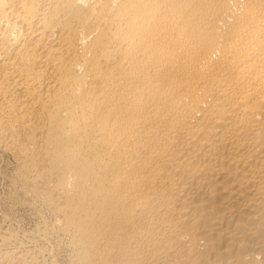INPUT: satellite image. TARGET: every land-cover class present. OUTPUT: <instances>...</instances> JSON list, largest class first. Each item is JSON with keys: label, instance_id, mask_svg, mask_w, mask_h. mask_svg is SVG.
Segmentation results:
<instances>
[{"label": "bare ground", "instance_id": "bare-ground-1", "mask_svg": "<svg viewBox=\"0 0 264 264\" xmlns=\"http://www.w3.org/2000/svg\"><path fill=\"white\" fill-rule=\"evenodd\" d=\"M0 150L70 264H264V0H0Z\"/></svg>", "mask_w": 264, "mask_h": 264}, {"label": "rangeland", "instance_id": "rangeland-1", "mask_svg": "<svg viewBox=\"0 0 264 264\" xmlns=\"http://www.w3.org/2000/svg\"><path fill=\"white\" fill-rule=\"evenodd\" d=\"M21 187L16 161L10 154L0 150V240L11 233L16 235L14 238H18L19 243L38 242L36 245L41 247L39 249L43 254L55 252L64 264H70L66 240L52 228L44 232L47 225L44 224V218L49 219L48 215L45 212L44 215L39 214V202L28 194L25 196Z\"/></svg>", "mask_w": 264, "mask_h": 264}]
</instances>
